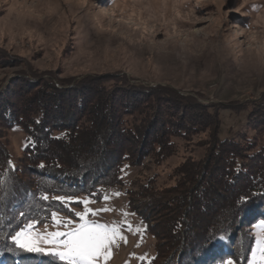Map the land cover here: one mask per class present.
<instances>
[{
  "label": "rangeland",
  "instance_id": "374dc122",
  "mask_svg": "<svg viewBox=\"0 0 264 264\" xmlns=\"http://www.w3.org/2000/svg\"><path fill=\"white\" fill-rule=\"evenodd\" d=\"M113 73L129 84L168 87L205 106H247L239 115L221 111L219 139L230 138L246 129L249 108L264 101V0H0V98L23 97L27 87L15 85L21 77L52 74L74 83ZM9 86L5 95L2 89ZM208 134L200 133L190 142L173 141L174 151L161 161L147 157L136 165L125 163L121 183L100 199L86 194L63 197V201L56 198L60 203L53 213L71 219L75 226L80 222L76 212L110 208L96 216L89 213L88 219L118 224L127 243L118 241L102 264H153L156 238L132 207L143 201L148 184L156 190L173 186L179 166L206 154ZM25 138L19 128L5 137L13 166L22 156ZM259 205L262 208L240 227L236 243L219 240L220 257L208 260L212 255L207 253L185 263L264 264L258 254L254 256L264 235V202ZM159 221L152 222L156 231L163 226ZM30 223L31 229L18 231L26 239H35L45 230L67 231L55 225L52 215L43 225ZM160 241L162 247L167 244ZM31 253L37 254L25 255L28 264H65L47 252ZM6 259L9 263L0 258V264L21 262L16 257ZM160 262L163 259L156 263Z\"/></svg>",
  "mask_w": 264,
  "mask_h": 264
},
{
  "label": "trees",
  "instance_id": "16d2710c",
  "mask_svg": "<svg viewBox=\"0 0 264 264\" xmlns=\"http://www.w3.org/2000/svg\"><path fill=\"white\" fill-rule=\"evenodd\" d=\"M50 75L21 77L15 85L27 87L23 97L0 98V258L28 264L25 255L37 253L11 237L30 222H49L56 197L100 199L121 183L125 163L161 161L174 151L173 141L190 142L206 131V154L179 166L173 186L148 184L132 210L156 238L153 264H186L207 253L214 260L222 253L219 240L236 243L264 202V101L249 108L245 130L220 140L221 111L239 115L247 106H205L168 87L129 84L116 73L74 83ZM14 128L26 137L16 166L5 144ZM154 220L163 224L159 231Z\"/></svg>",
  "mask_w": 264,
  "mask_h": 264
},
{
  "label": "snow or ice",
  "instance_id": "6c2138e0",
  "mask_svg": "<svg viewBox=\"0 0 264 264\" xmlns=\"http://www.w3.org/2000/svg\"><path fill=\"white\" fill-rule=\"evenodd\" d=\"M63 201V197H56ZM44 199H48L47 196ZM108 197H105L107 200ZM85 205L89 201H83ZM111 211L110 208H100L93 210L86 208L83 212H76L80 222L73 226L71 219L64 220L59 218L57 213L52 214L53 221L57 227L63 226L67 231H52L37 236L35 239L24 238L23 231L17 232L11 237L12 241L20 248L30 252H47V254L58 258L65 264H102L111 257L112 247L118 246V241L127 243L126 237L120 231L118 224H106L88 219L89 213L96 216L100 212ZM264 223V222H262ZM29 229L33 227L32 223L27 225ZM257 254L264 262V235H261L257 241ZM40 244L50 245L48 249ZM228 264H232L231 261Z\"/></svg>",
  "mask_w": 264,
  "mask_h": 264
}]
</instances>
